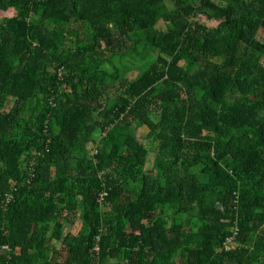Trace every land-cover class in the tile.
Masks as SVG:
<instances>
[{"label": "trees", "instance_id": "16d2710c", "mask_svg": "<svg viewBox=\"0 0 264 264\" xmlns=\"http://www.w3.org/2000/svg\"><path fill=\"white\" fill-rule=\"evenodd\" d=\"M0 264H264V0H0Z\"/></svg>", "mask_w": 264, "mask_h": 264}, {"label": "rangeland", "instance_id": "374dc122", "mask_svg": "<svg viewBox=\"0 0 264 264\" xmlns=\"http://www.w3.org/2000/svg\"><path fill=\"white\" fill-rule=\"evenodd\" d=\"M136 73H137L136 71H135V72H131V73H129L127 76H128L129 79H133V78L135 77V74H136ZM145 131H146V128H144V127H141V128L138 130L139 138H140L141 140H143V138H144V134H143V132H145ZM81 228H82V223L79 222V221H78L75 225H72L71 223H68V225H67V231L72 230V231H74V232H78V231L81 230Z\"/></svg>", "mask_w": 264, "mask_h": 264}, {"label": "built area", "instance_id": "2783aa9c", "mask_svg": "<svg viewBox=\"0 0 264 264\" xmlns=\"http://www.w3.org/2000/svg\"><path fill=\"white\" fill-rule=\"evenodd\" d=\"M105 197H106V193H102V194H100V201L103 202V200L105 199ZM232 246H234V245H232ZM232 246H230V247H232ZM227 249H228V248H227Z\"/></svg>", "mask_w": 264, "mask_h": 264}, {"label": "crops", "instance_id": "0c3cea01", "mask_svg": "<svg viewBox=\"0 0 264 264\" xmlns=\"http://www.w3.org/2000/svg\"><path fill=\"white\" fill-rule=\"evenodd\" d=\"M144 128H146V127H144ZM146 131H147V129H146ZM146 131H145V132H143L144 136H145V135H146V133H147ZM138 136H139V133H138Z\"/></svg>", "mask_w": 264, "mask_h": 264}]
</instances>
